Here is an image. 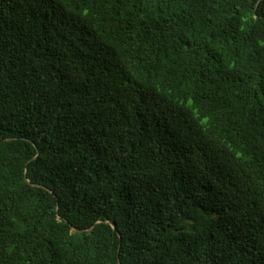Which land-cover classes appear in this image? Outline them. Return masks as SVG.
Returning a JSON list of instances; mask_svg holds the SVG:
<instances>
[{
  "label": "trees",
  "instance_id": "1",
  "mask_svg": "<svg viewBox=\"0 0 264 264\" xmlns=\"http://www.w3.org/2000/svg\"><path fill=\"white\" fill-rule=\"evenodd\" d=\"M0 264H264V0H0Z\"/></svg>",
  "mask_w": 264,
  "mask_h": 264
}]
</instances>
